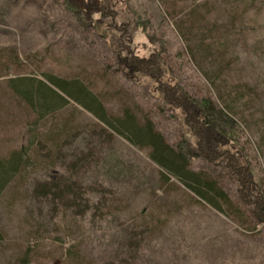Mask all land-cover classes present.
<instances>
[{
	"label": "rangeland",
	"instance_id": "374dc122",
	"mask_svg": "<svg viewBox=\"0 0 264 264\" xmlns=\"http://www.w3.org/2000/svg\"><path fill=\"white\" fill-rule=\"evenodd\" d=\"M98 2L107 8L90 2L83 26L63 0H0V163L23 156L0 195V264H24L27 253L29 264H264V223L248 198L264 203V0ZM121 46L134 58H117ZM52 82L80 84L109 122L186 144L189 170L215 182L233 212L201 200L152 161V148ZM41 86L63 100L49 113L21 95ZM177 89L222 118L219 158L203 155L190 113L169 101ZM82 160L77 201L54 198L53 181ZM234 162L251 170L252 187Z\"/></svg>",
	"mask_w": 264,
	"mask_h": 264
},
{
	"label": "trees",
	"instance_id": "16d2710c",
	"mask_svg": "<svg viewBox=\"0 0 264 264\" xmlns=\"http://www.w3.org/2000/svg\"><path fill=\"white\" fill-rule=\"evenodd\" d=\"M63 2L64 9L70 11L72 15L77 19V21L82 25L86 23L83 21V19H92L90 18L91 16L89 14L92 12L94 6H88L90 2L96 5V10H99L100 8L99 12H103L104 9L107 8H101L98 0H63ZM106 5L107 4H105V6ZM126 50L128 52L125 51V47L122 48L121 46V49L117 51L120 53H118L119 55H117V58H134L131 55L129 49ZM125 61L126 60H124V62ZM128 61H131L133 64L134 61L136 63L135 59H130ZM147 64H149L150 66H148ZM141 66L144 70H148L150 69V67L152 68L153 72L155 70L153 64L147 62L145 64V61L141 62ZM137 71L141 72V70ZM51 84L55 88L59 89L63 96L69 97L77 104L86 108L89 112L93 113L100 121L104 122L111 130H113L120 136L125 137L133 145L152 148V161L158 164L165 171L169 172V174L178 177L201 200L207 202L213 208L227 216L229 215L230 211L233 212V210H231L232 205L228 195H226L225 192L219 189L215 182L210 181L203 174L193 173L189 170L190 161L192 157H194L195 153L192 152L191 149L186 146V144L184 146H179L178 148H171L164 143L163 139L160 136L153 134L151 130H141L137 126H134L132 122L128 123L121 121L119 122V124L113 123L112 121L109 122V120L105 119V117L101 114L100 105H97L98 102L96 98H94L87 90H84V88L80 84L73 85L66 82H52ZM51 90L44 86H41L39 88V91H34V89H31L29 90V92H22L21 95L22 97L26 98L27 102L33 107H35L34 100H39L41 103V108L44 107L45 112L49 113L51 110H53V108L57 107L63 101L57 95V93L59 92L56 93L53 89ZM170 95L171 97L169 98V101L173 102V105L176 106V108L190 113L189 115H187V117L192 124L191 129H193L198 137H200L203 143V155H207L206 153H210V155H214L216 156V158H219L220 155H216L217 152L214 154V151L217 150L218 145L220 144L218 143V141L222 140V138L225 139L229 135L225 132L226 127L221 124L223 123V120H221L222 118L220 119L217 114L214 113L211 102L207 99L191 102L186 94H184V92L180 89L171 91ZM181 105L183 107H181ZM190 108H192V111H190ZM228 109H230V107ZM220 117L223 116L220 115ZM215 134H217L218 136L215 137ZM219 135L222 136V138H220ZM85 162L86 160H84L82 163L78 162L76 164L68 166V170H66L67 172H64L63 176H60V179H56L53 181V186L50 193H53L54 198L65 200V198L70 197V199H72L71 201H77L79 193L78 190L75 189L74 185H72L71 177L76 171L79 170L80 167L83 166V168H85ZM231 164L230 167L232 168ZM236 164L238 165L237 168L239 171V176L241 181L244 182V186L248 184L247 186L252 187L254 182L251 180V170L249 171V169L246 170L241 168L238 163H235V166ZM22 165L23 156L20 153L12 156L9 161L0 163V195L11 182V180H13V178L18 175ZM254 191L258 195H260L258 192V186H255L253 192ZM252 197L253 195L248 197L249 199H251V208L253 207L252 213L255 215L256 219H258V223L263 224L264 203L263 205L259 203L253 204L254 199ZM224 206H227L228 208L224 209ZM240 226H246L245 222H241ZM0 241H2L1 234ZM28 259L29 253H27L25 255V258L23 259L24 264H29Z\"/></svg>",
	"mask_w": 264,
	"mask_h": 264
}]
</instances>
